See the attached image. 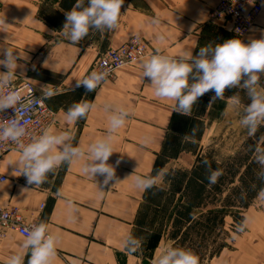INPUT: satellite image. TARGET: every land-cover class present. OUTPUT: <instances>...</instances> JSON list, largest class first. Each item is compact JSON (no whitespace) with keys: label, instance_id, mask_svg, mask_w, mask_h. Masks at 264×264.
<instances>
[{"label":"crops","instance_id":"obj_1","mask_svg":"<svg viewBox=\"0 0 264 264\" xmlns=\"http://www.w3.org/2000/svg\"><path fill=\"white\" fill-rule=\"evenodd\" d=\"M259 1L262 10L256 24L240 37L245 42L264 32V0ZM216 3L217 0H123L115 28L90 29L73 43L62 26L65 12L74 3L0 0V47H9L19 55L16 65L32 59L24 72L14 69L16 76L42 77L43 86L52 88L53 95L46 100L55 112V120L49 129L73 134V143L87 149L106 133L110 115L106 105L123 106L129 111L114 134V151L108 163L114 165L115 175L107 184H101L102 176L93 178L83 171L86 151L81 160L55 167L40 185L27 184L21 172H15L21 167L17 163L20 151L12 150L2 157L0 170L8 179L0 185V205L19 207L27 221L46 222L49 231L58 236L51 264H153L163 248L162 242L163 246L173 245V215L161 233L142 230L143 209L152 189L159 183L167 189L168 185L157 179L156 186L144 190L136 187L133 178L156 175L157 158L174 120L181 114L172 109L175 101L154 95L149 78L142 76L141 62L157 47L171 56L191 51L195 55L202 45L237 36L231 22L211 18ZM133 35L146 42L145 56L117 68L113 78L97 89L87 91L75 86L104 50L119 46ZM222 97L233 102L234 96ZM81 99L93 105L86 118L67 120V108ZM240 102L242 108L246 102ZM209 106L215 109L216 120H221V111L214 104ZM223 118L235 120L226 114ZM128 236L141 241L136 252L124 248ZM24 238L10 229L0 236V264L22 250ZM228 238V245L208 256L215 250L210 240L202 251L204 256L197 255L199 264H264V229H246Z\"/></svg>","mask_w":264,"mask_h":264},{"label":"clouds","instance_id":"obj_2","mask_svg":"<svg viewBox=\"0 0 264 264\" xmlns=\"http://www.w3.org/2000/svg\"><path fill=\"white\" fill-rule=\"evenodd\" d=\"M123 0H75L72 8L65 12L62 28L73 43L85 37L90 29L111 30L116 27L121 13ZM18 54L9 47H0V112L12 108L14 115L5 122L0 121V142L12 141L19 148L18 165L20 172L30 185L44 183L47 174L61 163L87 158L83 171L94 178L103 177L102 185L114 179L115 167L108 163L113 153V138L116 131L129 116L123 106L106 105L110 112L106 133L92 141L87 149L74 144V135L69 132H57L49 128L31 136L23 142L26 135L24 114L30 112L33 105L53 95L51 89H42V95L34 97L28 103L21 100L15 89L10 88L11 79L18 61ZM142 76L148 77L154 88V95L175 101L173 111L182 115L191 112L197 98L211 90L212 100L223 96L226 87H240L246 90L248 103L242 106L240 124L246 128L249 136L256 132L264 122V32L258 38L245 42L238 35L218 43H207L199 47L193 55L183 52L178 56L163 53L159 47L141 62ZM107 77L106 70L90 71L83 78L76 80L75 86H83L87 91L98 87ZM7 89V90H5ZM234 104L240 106L239 96L233 98ZM93 107L87 100L72 103L66 110V119L76 121L86 118ZM193 135L195 129H192ZM264 145V141H261ZM255 160L264 166V146L255 148ZM116 163H119L117 160ZM207 165V161H204ZM168 175L167 170H158L155 176L136 175L133 183L140 189H151L157 185V179ZM221 175L219 170H210L207 175L209 185L215 184ZM246 221L236 225V231H243ZM25 238L21 251L8 256L2 264H51L55 255L58 236L49 231L46 222H33L24 227ZM141 241L128 236L124 248L136 252ZM27 256V259L25 257ZM153 264H199L198 256L190 249L164 246L155 256Z\"/></svg>","mask_w":264,"mask_h":264},{"label":"trees","instance_id":"obj_3","mask_svg":"<svg viewBox=\"0 0 264 264\" xmlns=\"http://www.w3.org/2000/svg\"><path fill=\"white\" fill-rule=\"evenodd\" d=\"M74 1L67 0V4H73ZM260 79L264 83L263 75ZM224 94L239 96L240 101L249 102L246 90L240 87H226ZM256 131V139L263 136L259 142L264 141V126ZM251 139L244 142L243 148L234 157L219 161L209 151L190 168L165 169L168 175L163 177V181L168 185L170 193L180 197L173 211L170 232L172 246L190 249L200 258L204 256L202 251L210 240L214 243L215 250L209 252L208 256L218 253L219 249L228 245L226 237L230 234L225 229L226 217L231 216L238 224L244 221L240 212L229 209L247 208L258 193L264 191V166L255 160V148L264 145L252 142ZM204 161L208 162L207 165ZM210 170H219L221 173L217 182L212 185L207 182ZM236 179L238 181L234 185ZM221 233L224 234V239Z\"/></svg>","mask_w":264,"mask_h":264},{"label":"rangeland","instance_id":"obj_4","mask_svg":"<svg viewBox=\"0 0 264 264\" xmlns=\"http://www.w3.org/2000/svg\"><path fill=\"white\" fill-rule=\"evenodd\" d=\"M255 24L256 22L254 25ZM254 25H252L250 30ZM31 61L32 59L25 62L26 64L19 63L16 65V68L24 72ZM17 73L18 72L14 70V75L11 79L14 82H22L25 80L30 81L34 84V86L36 85L35 87H37V89L39 88L38 91L40 93H42V89L44 88L52 89L50 86L48 87V85L43 86L45 84L40 82L42 77L38 79L37 77L31 76H16ZM213 95L214 93L209 91L204 93L197 98L194 106L191 108V112L188 115L181 114L178 120H174L172 127L168 132V138L164 149L160 157L157 158L156 173L158 170H163V167L165 169L168 167L190 168L201 158L203 154H206V152L209 151H212L214 153V157L219 161L225 160L229 157H234L236 153L243 148L244 142L250 138H252V142H257V144L261 145L259 140H262L263 136H261L260 139H256L257 131L253 135L249 136L246 128L241 126V106H237L234 102L226 100L223 97L212 100L211 98ZM217 103H220L219 105L221 107ZM208 104H214V107H217L216 110L221 111V120H216L215 109H213L212 106L207 108ZM224 114L235 118V120H223ZM263 126L264 122H261L257 129ZM193 128L195 129L194 135L192 132ZM162 180L163 179L158 178V182H163ZM237 181L238 180L236 179L234 185ZM226 191L227 189L224 191V194ZM179 199V195L170 193L166 186L159 183L156 189H152L150 197L144 205V225L142 226V230L146 232L149 230H155L160 233L162 230L165 231ZM229 210L238 213L240 212L244 216L246 229H264V191L259 192L252 200L251 205L247 208H232ZM237 224L238 222H234L231 216H227L225 225L227 233L234 235L236 230L233 229V226L236 227ZM237 233L241 234L242 232L240 231ZM163 236L164 234L161 238H163ZM221 237L224 239L223 233H221ZM226 242H230L228 237H226ZM163 244L164 242H162L161 247H164Z\"/></svg>","mask_w":264,"mask_h":264},{"label":"built area","instance_id":"obj_5","mask_svg":"<svg viewBox=\"0 0 264 264\" xmlns=\"http://www.w3.org/2000/svg\"><path fill=\"white\" fill-rule=\"evenodd\" d=\"M261 10L262 5L259 0H217L215 7L211 11V18L231 22L234 33L239 37H244L256 22ZM146 51L144 39L139 35H133L119 46L109 47L104 50L87 73L93 70L107 71V77L98 85L97 88H99L106 80L113 78L117 68L127 63L136 62L146 55ZM10 88L18 92L24 103H28L34 97L42 95L34 84L27 80L22 82L11 80ZM21 114L24 115L26 120V135L21 138L25 143L29 141L31 136L39 134L45 128H50L55 120V112L47 104L46 99L34 104L32 110L27 114H24L23 111H21ZM13 115V109L8 108L0 112V121L6 123ZM12 150L19 151L15 142H0V163L2 157ZM15 172L19 174L20 170L15 169ZM7 179V174L0 170V185ZM30 223L33 222L27 221L23 217L19 207H3L0 205V236L10 229L25 237L24 227Z\"/></svg>","mask_w":264,"mask_h":264},{"label":"bare ground","instance_id":"obj_6","mask_svg":"<svg viewBox=\"0 0 264 264\" xmlns=\"http://www.w3.org/2000/svg\"><path fill=\"white\" fill-rule=\"evenodd\" d=\"M127 64H129V63H127ZM127 64H124V65H127ZM124 65H122V66H124ZM122 66H121V67H122Z\"/></svg>","mask_w":264,"mask_h":264}]
</instances>
